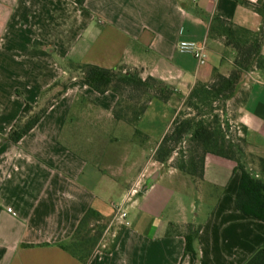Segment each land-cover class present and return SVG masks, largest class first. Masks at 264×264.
I'll list each match as a JSON object with an SVG mask.
<instances>
[{"label":"crops","instance_id":"crops-1","mask_svg":"<svg viewBox=\"0 0 264 264\" xmlns=\"http://www.w3.org/2000/svg\"><path fill=\"white\" fill-rule=\"evenodd\" d=\"M258 1L0 0V264H244L264 245V195L245 184L236 161L207 154L196 182L155 159L193 87L234 67L236 51L212 29L215 17L259 30ZM184 40L206 45L205 65L178 49ZM81 64L138 69L175 93L149 103L139 141L134 126L113 118L118 95L75 76L29 133L8 140L25 105H43ZM245 84L233 120L264 183V69L248 73ZM79 96L98 106L82 124L107 133L97 162L60 141ZM133 187L139 192L129 195ZM119 205L129 224L117 217ZM89 208L107 227L85 263L61 245ZM188 224L201 230L186 253Z\"/></svg>","mask_w":264,"mask_h":264},{"label":"trees","instance_id":"trees-1","mask_svg":"<svg viewBox=\"0 0 264 264\" xmlns=\"http://www.w3.org/2000/svg\"><path fill=\"white\" fill-rule=\"evenodd\" d=\"M83 2L84 0H79L80 4ZM255 10L262 22L259 30L238 27L231 21L215 17L212 29H217L224 36L226 45L236 51L234 67L228 75L216 72L211 82L199 81L193 87L184 103L192 112L179 111L171 128L159 143L155 159L190 174L198 182L204 178L207 154L226 157L236 161L238 167L243 170L245 184L253 191L264 195L263 181L256 177L247 164L246 157L252 158V155L247 153L245 138L240 131H237L239 136L235 138L229 134L230 113L227 108L228 101L234 99L238 92L243 93L242 104L245 102L247 90L242 87L246 76L250 72L264 69V0L258 1ZM73 69L76 74L72 73L67 81L55 84L49 90L52 96L47 97L43 105H25L9 132L8 140L18 142L29 133L55 101L66 92L69 82L75 76L100 93L113 91L118 95L113 118L116 122L124 121L134 126L135 139L139 141L143 133L138 129V123L149 103L154 98L168 102L175 93L171 86L161 80L153 76L144 79L140 70H130L123 65L109 69L94 64H81ZM54 88L59 90L53 95ZM79 103L91 105H78ZM216 103L221 105L217 106ZM239 106L241 105H237L236 108ZM92 108L97 109L98 106L90 99L79 96L60 138L61 143L79 154L84 153L75 146L74 136L70 132L74 127L81 126L84 118L82 115L91 113ZM259 160L264 169V159ZM106 227L103 215L96 209L89 208L71 240L61 246L73 256L88 263ZM172 228L169 234L175 229ZM200 230V225L188 224L185 227L186 253L195 251L194 243ZM118 240L119 237L115 241V246ZM244 264H264V245L257 248Z\"/></svg>","mask_w":264,"mask_h":264},{"label":"rangeland","instance_id":"rangeland-1","mask_svg":"<svg viewBox=\"0 0 264 264\" xmlns=\"http://www.w3.org/2000/svg\"><path fill=\"white\" fill-rule=\"evenodd\" d=\"M247 85L243 84L242 89H246ZM59 90V88H56L55 90H53V95L54 93H56ZM52 96V94H49V98ZM243 98V93L242 92H238L235 96L234 99H231L230 101H228L227 103V108L229 109V119H230V130H229V134L232 137H238L239 134L237 131H239L238 127L236 126L234 120H233V116H234V111L236 109L237 105H242V100ZM217 106H220L221 103H216ZM183 112L185 113H191L192 110L187 108L185 105H183L182 109ZM95 109L92 108V113L86 114L85 116L82 115L83 121L88 120V119H92L91 117H94L93 115L95 114ZM88 118V119H86ZM90 123V122H88ZM130 127V126H127ZM72 133V135L74 136L73 138V142L75 144V146L78 147V149H80L91 161L93 162H97L99 160V157L102 153V149L106 143V135L107 133L105 132H101L97 126L93 125L92 126H85V124H82L81 126L78 125L77 127H74L72 129V132H70V134ZM253 158L251 157H246V161L248 166H251V162H252Z\"/></svg>","mask_w":264,"mask_h":264},{"label":"built area","instance_id":"built-area-1","mask_svg":"<svg viewBox=\"0 0 264 264\" xmlns=\"http://www.w3.org/2000/svg\"><path fill=\"white\" fill-rule=\"evenodd\" d=\"M178 49L182 52L191 53L195 56V58L198 61V64L200 66H203L207 63V47L206 45L199 44L194 41H180L178 44ZM139 192V187H133L130 190L129 195L135 194ZM9 211H12V208L8 209ZM116 215L120 219L124 220L126 224H129V221H127L128 212L126 211V208L123 205H119L116 210Z\"/></svg>","mask_w":264,"mask_h":264}]
</instances>
